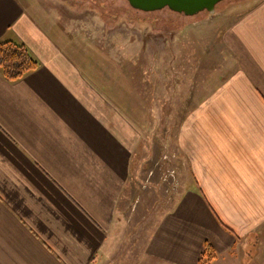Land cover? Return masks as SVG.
<instances>
[{
    "label": "crops",
    "instance_id": "obj_1",
    "mask_svg": "<svg viewBox=\"0 0 264 264\" xmlns=\"http://www.w3.org/2000/svg\"><path fill=\"white\" fill-rule=\"evenodd\" d=\"M249 2L223 11L232 70L185 117L182 188L134 264H200L207 244L208 264H264V0ZM0 41L40 62L15 82L0 70V264H113L128 120L21 0H0Z\"/></svg>",
    "mask_w": 264,
    "mask_h": 264
},
{
    "label": "rangeland",
    "instance_id": "obj_2",
    "mask_svg": "<svg viewBox=\"0 0 264 264\" xmlns=\"http://www.w3.org/2000/svg\"><path fill=\"white\" fill-rule=\"evenodd\" d=\"M21 1L112 100L113 113L128 120L130 181L110 259L134 264L146 231L182 188L189 165L178 135L185 117L232 70L221 39L223 11L239 13L250 0H223L214 13L193 16L168 7L145 12L128 0Z\"/></svg>",
    "mask_w": 264,
    "mask_h": 264
},
{
    "label": "trees",
    "instance_id": "obj_3",
    "mask_svg": "<svg viewBox=\"0 0 264 264\" xmlns=\"http://www.w3.org/2000/svg\"><path fill=\"white\" fill-rule=\"evenodd\" d=\"M39 67L40 62L26 45L13 41H0V70L9 82L20 80ZM214 256L212 246L207 244L200 264L210 263Z\"/></svg>",
    "mask_w": 264,
    "mask_h": 264
},
{
    "label": "water",
    "instance_id": "obj_4",
    "mask_svg": "<svg viewBox=\"0 0 264 264\" xmlns=\"http://www.w3.org/2000/svg\"><path fill=\"white\" fill-rule=\"evenodd\" d=\"M221 1L223 0H128L130 5L137 10L152 12L168 7L172 11L188 16L202 11L214 13Z\"/></svg>",
    "mask_w": 264,
    "mask_h": 264
}]
</instances>
